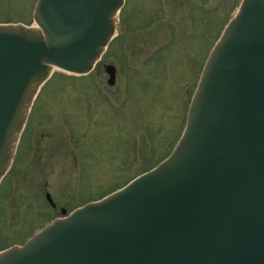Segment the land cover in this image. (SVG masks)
Returning <instances> with one entry per match:
<instances>
[{
  "label": "water",
  "instance_id": "95a60500",
  "mask_svg": "<svg viewBox=\"0 0 264 264\" xmlns=\"http://www.w3.org/2000/svg\"><path fill=\"white\" fill-rule=\"evenodd\" d=\"M123 3L35 0L31 24L0 23V182L41 86L92 70ZM60 213L0 264H264V0H239L222 27L169 153Z\"/></svg>",
  "mask_w": 264,
  "mask_h": 264
},
{
  "label": "rangeland",
  "instance_id": "374dc122",
  "mask_svg": "<svg viewBox=\"0 0 264 264\" xmlns=\"http://www.w3.org/2000/svg\"><path fill=\"white\" fill-rule=\"evenodd\" d=\"M34 2L0 0V23L31 24ZM238 2L124 0L115 35L93 69L50 75L0 183V250L169 152L207 51ZM108 63L115 67L111 86Z\"/></svg>",
  "mask_w": 264,
  "mask_h": 264
},
{
  "label": "trees",
  "instance_id": "16d2710c",
  "mask_svg": "<svg viewBox=\"0 0 264 264\" xmlns=\"http://www.w3.org/2000/svg\"><path fill=\"white\" fill-rule=\"evenodd\" d=\"M183 125V124H182ZM182 128V127H181ZM180 131H181V129H180ZM180 133V132H179ZM179 135V134H178ZM178 137V136H177ZM177 139V138H176ZM176 141V140H175ZM170 151V150H169ZM169 152L167 151L165 154H164V157L168 154ZM152 154V153H151ZM153 155V154H152ZM164 157H162V158H160V159H158V160H156L154 163H153V165H151L148 169H150L151 167H153L156 163H158L161 159H163ZM147 168L146 169H144V171H146V170H148ZM144 171H141V172H139V173H137V174H135L134 176H132L131 178H129V179H127L125 182H123L121 185H119V186H117L116 188H114V189H112V190H110V191H108V192H106V193H104V194H102L101 196H99L98 198H100V197H102V196H104L105 194H107V193H109V192H111V191H113V190H115V189H117V188H119V187H121L122 185H124L125 183H127L129 180H131L133 177H135L136 175H138V174H140V173H142V172H144ZM97 198V199H98ZM83 204V203H82Z\"/></svg>",
  "mask_w": 264,
  "mask_h": 264
}]
</instances>
